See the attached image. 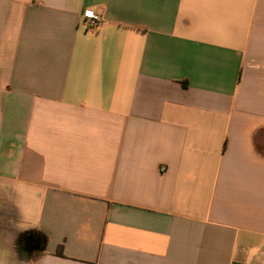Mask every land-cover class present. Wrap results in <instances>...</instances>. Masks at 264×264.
I'll return each mask as SVG.
<instances>
[{
  "label": "crops",
  "instance_id": "crops-1",
  "mask_svg": "<svg viewBox=\"0 0 264 264\" xmlns=\"http://www.w3.org/2000/svg\"><path fill=\"white\" fill-rule=\"evenodd\" d=\"M0 264H264V0H0Z\"/></svg>",
  "mask_w": 264,
  "mask_h": 264
},
{
  "label": "built area",
  "instance_id": "built-area-1",
  "mask_svg": "<svg viewBox=\"0 0 264 264\" xmlns=\"http://www.w3.org/2000/svg\"><path fill=\"white\" fill-rule=\"evenodd\" d=\"M101 19L99 16L93 15L92 13H85L84 17H82L80 21V26L86 30H94L97 29L100 25Z\"/></svg>",
  "mask_w": 264,
  "mask_h": 264
},
{
  "label": "flooded vegetation",
  "instance_id": "flooded-vegetation-1",
  "mask_svg": "<svg viewBox=\"0 0 264 264\" xmlns=\"http://www.w3.org/2000/svg\"><path fill=\"white\" fill-rule=\"evenodd\" d=\"M24 243H22V247H23V245H25V243L27 242V240H28V244L25 246V248L23 247V249L25 250V251H30V249H31V245L33 244V246H37V245H40V241L38 240V239H36V237H34L33 235H30V236H26L25 238H24ZM29 241H31V243L29 242Z\"/></svg>",
  "mask_w": 264,
  "mask_h": 264
},
{
  "label": "trees",
  "instance_id": "trees-1",
  "mask_svg": "<svg viewBox=\"0 0 264 264\" xmlns=\"http://www.w3.org/2000/svg\"><path fill=\"white\" fill-rule=\"evenodd\" d=\"M23 238H25V236ZM22 241H23V239H22ZM20 243H21V241H20ZM20 251H22V253L24 254V251L23 250L20 249ZM56 254L58 256H63V254H62V247L61 246L58 247Z\"/></svg>",
  "mask_w": 264,
  "mask_h": 264
},
{
  "label": "water",
  "instance_id": "water-1",
  "mask_svg": "<svg viewBox=\"0 0 264 264\" xmlns=\"http://www.w3.org/2000/svg\"><path fill=\"white\" fill-rule=\"evenodd\" d=\"M23 241H25V240H23ZM29 242L31 243V241H29ZM26 243L28 244V241H27ZM26 243H25V245H23L24 248H25V246L27 245ZM39 246H40V245L33 246V244H32L30 247H31V248H36V249H38Z\"/></svg>",
  "mask_w": 264,
  "mask_h": 264
}]
</instances>
